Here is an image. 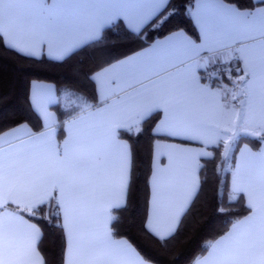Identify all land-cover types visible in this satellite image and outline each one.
Wrapping results in <instances>:
<instances>
[{
	"label": "snow or ice",
	"instance_id": "1",
	"mask_svg": "<svg viewBox=\"0 0 264 264\" xmlns=\"http://www.w3.org/2000/svg\"><path fill=\"white\" fill-rule=\"evenodd\" d=\"M185 12L193 35L171 28L173 0H0V49L58 64L105 57L75 83L30 82L34 130L0 127V264H159L136 240L169 254L209 185L234 219L190 264H264V0H187ZM113 29L139 46L117 51ZM145 130L141 214L129 140ZM242 136L255 150L234 148ZM40 223L56 252L41 247Z\"/></svg>",
	"mask_w": 264,
	"mask_h": 264
},
{
	"label": "trees",
	"instance_id": "2",
	"mask_svg": "<svg viewBox=\"0 0 264 264\" xmlns=\"http://www.w3.org/2000/svg\"><path fill=\"white\" fill-rule=\"evenodd\" d=\"M186 2L187 0H173L177 15L172 21L171 28H182L189 35H193V26L185 12ZM109 42L115 44L116 50L120 52H127L139 46L134 38L127 36L120 29H113L109 33ZM103 58H105L103 53L89 51L64 64L49 61L34 62L31 59H22L13 52L0 49V97L5 98L0 100V127H7L23 120L34 130L39 125V120L28 109L27 93L30 82L36 80L57 84L75 83L77 77L83 80V73L94 67ZM87 94L91 97V86L88 87ZM92 102L95 103V101ZM57 115L59 118L67 119V117H61L59 112ZM129 143L133 146L138 163L140 180L138 205L139 212L142 214L144 210V181L151 163V136L145 130L142 135H133ZM244 143L251 145L254 149L257 146L255 137L242 136L237 139L234 148H240ZM210 150L213 151L214 156L219 155L216 150L211 148ZM216 163L219 164L220 161L217 160ZM209 167L211 168L212 165ZM221 191H224L223 186H221ZM228 203L225 199L224 206H227ZM232 211L242 212L243 209L237 206ZM231 219L234 217L230 214L221 215L216 212L214 185H209L171 241L169 254L157 255L154 250V241L151 238L140 237L136 243L146 255L157 259L159 264H190V260L200 252L203 243L222 231ZM38 226L45 232V239L41 247L50 254L56 252L59 247L56 235L45 224L40 223ZM123 230L126 231V229Z\"/></svg>",
	"mask_w": 264,
	"mask_h": 264
},
{
	"label": "crops",
	"instance_id": "3",
	"mask_svg": "<svg viewBox=\"0 0 264 264\" xmlns=\"http://www.w3.org/2000/svg\"><path fill=\"white\" fill-rule=\"evenodd\" d=\"M58 116V115H57ZM29 126V125H28ZM29 128L30 129H32L30 126H29ZM245 145H247L249 148H253L251 145H249V144H247V143H244L243 145H241V147L240 148H242V147H244ZM210 150V149H209ZM253 150H255L254 148H253ZM211 151V150H210ZM161 163H163V159L161 160Z\"/></svg>",
	"mask_w": 264,
	"mask_h": 264
}]
</instances>
